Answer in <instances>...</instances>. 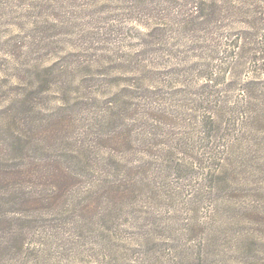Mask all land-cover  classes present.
I'll use <instances>...</instances> for the list:
<instances>
[{"label": "rangeland", "instance_id": "1", "mask_svg": "<svg viewBox=\"0 0 264 264\" xmlns=\"http://www.w3.org/2000/svg\"><path fill=\"white\" fill-rule=\"evenodd\" d=\"M145 1L0 0V159H13L21 170L29 167L36 175L37 167L28 162L37 158L40 165L47 160L53 184L41 189L49 201L32 202L37 195L31 189L44 181L41 177H26L24 172L23 182H0V264H264L263 126L245 130L249 159L244 170L237 163L235 176L241 183H234L233 190L226 182L219 184L217 176L211 179L199 159L187 157L180 147L174 157L181 158V165L167 160L168 150L157 151L163 167L152 164L147 184L123 201L106 196L107 190H94L100 176L95 170L92 183L84 173L60 176L51 162L59 155L70 162L76 134L86 131L95 139L98 128L108 123L102 119L105 113L115 112L110 127L120 128L127 108L136 109L145 101L156 110L151 120L164 125L171 121L163 110L179 115L182 108L176 105L188 96L198 98L203 81L192 75L184 79L191 51L184 53L183 36L168 40L161 34L170 33L175 23L171 14L162 13L184 11L174 0H153L148 9L155 16L144 19ZM183 1L185 8L190 6V0ZM140 6L145 7L143 14ZM151 29L155 35L146 33ZM245 66L235 87H226L232 102L248 98L240 86L243 81L264 80L263 69H254L248 61ZM153 67L156 75L149 72ZM145 88L155 93L146 94ZM31 91L42 93L32 99L36 108L30 113L26 97ZM59 98L65 101L64 110ZM52 111L59 117L69 115L70 126L55 124ZM133 114L128 111L130 118ZM169 126L175 132L186 130L180 124ZM53 127L58 135L44 140L38 131ZM26 135L30 142L23 143ZM104 139L99 138L97 148L107 156L113 147ZM40 144L46 147L36 151ZM215 160L204 165L218 162L219 170L223 159Z\"/></svg>", "mask_w": 264, "mask_h": 264}, {"label": "trees", "instance_id": "2", "mask_svg": "<svg viewBox=\"0 0 264 264\" xmlns=\"http://www.w3.org/2000/svg\"><path fill=\"white\" fill-rule=\"evenodd\" d=\"M136 1L142 2V0ZM152 1H145L147 11L145 14H143L145 7L140 6L144 19L155 16L151 14V9H148V5ZM174 1L175 4L178 2V7L184 13L181 15L178 10L168 13L164 11L162 15L171 14L172 18L175 19V23L172 24L170 33L166 30L161 31V34H164L168 40L180 39V36H183L184 40H181L180 44L184 43V53L191 51V54L187 57L188 60L184 62L191 63L190 67L183 68L184 79L186 80V75H192L193 79L198 77L203 82L198 89V98L188 96L185 97L184 103L176 105V107L182 108L181 112H176L179 115H174L173 110H171L173 111L171 116L166 110H163L162 114L167 115L165 118H169V121H171L169 123L176 126L177 124L183 125L182 127L185 126L186 130L175 132L174 127L169 126V123L162 125V122H155L156 119L151 120L156 110L145 101L135 106L138 112L134 108L132 110L127 108V111L123 113L126 114L123 116L124 125L120 128H117V124L110 127L114 121L115 112H110L107 116L105 111L102 119L108 123L106 126L98 128L95 139L90 134L88 136L86 131L76 134L73 142L74 152L69 154L70 162L66 164L64 160H60V155L56 159H51L52 164L57 165V172L60 173V176H65L67 173L71 177H78L84 173L88 176L89 182L92 180L91 182L94 183L96 176L100 173V176L96 179L99 187L94 190H107L110 194H105L106 196L111 197L112 200L123 201L130 196L131 198L135 197L137 188L147 184V171L153 168L150 167L152 164L156 162H159V165L162 164L163 161H160L157 151L161 153V151L168 150L167 160L181 165V158L174 157L175 153L177 155L178 147H180L187 157L192 158L194 156L199 159L200 167L211 173V179L217 176L216 180L219 184L226 182L227 189L233 190L234 183L237 184L236 187L241 183L235 175L238 174L236 167H239L240 164V167H243L244 170V166L249 159L246 150L248 143L245 130L250 125L252 127L255 125L264 127V80L259 82L254 79H246L241 83L243 93L250 98H247L244 103L238 102V100L234 102L229 100L226 96V87L228 89L235 87V81L239 78L242 67L246 68L245 63L247 61L248 65L252 63L254 69L261 68L264 70V41H262L264 38V0H190L191 4L187 8H185V1ZM159 13L161 15V11ZM146 33L155 35L156 32L151 29ZM259 36L260 39H258ZM256 52L260 55L255 54ZM255 60H261L262 62H256ZM255 62L259 64L255 66ZM157 71V68L153 67V71L149 72L156 75ZM157 76L160 77V73ZM175 79L178 83L181 82V80ZM220 84H223V89L218 88L217 85ZM125 87L129 88L128 85H125ZM144 90L146 94L155 93L148 88ZM128 91L130 90L126 92ZM41 93L40 91L27 93L26 100L30 109L27 108L24 116H28V109L30 113L35 111L34 107L36 108V106L32 99H36ZM125 100L123 98V101ZM57 102L60 103L59 107L63 109L62 105L65 101L59 98ZM109 105L112 106V102H109ZM125 106H127L126 103ZM237 108H241V110L236 111ZM56 111H52L50 119L56 118L57 120L53 122L55 124L57 122L62 123V128L69 127L67 119L70 123V116L62 115L59 117ZM110 111H113V109ZM128 111L129 115L134 113L133 117L128 116ZM238 113L241 115L238 116ZM195 118L198 120L194 121ZM21 123L19 122V124ZM55 129L57 128L53 127L51 130L42 129L38 132L43 135L45 140L55 133L56 136L58 135ZM232 129L234 131L229 132ZM159 136L163 139L166 136L170 144L165 139L156 141ZM100 137H105L104 142L113 147L108 149L107 156L99 154L97 147L99 146ZM30 139V135L24 136L23 143L30 142ZM204 140H207V142L201 147L200 142ZM196 144H199L200 150H196ZM44 147L46 145L40 144L35 146V149L37 151ZM115 147L120 150H115ZM91 151H93V155ZM224 153L225 156H221ZM211 158L213 160L211 165L214 161L216 162L215 159H223L219 170H217L218 162L216 166L215 164L213 166L204 165L210 163L206 160ZM36 159L33 158L28 162V165L37 167V175L29 167L26 170H21L18 165L14 164L13 159L10 161L1 158L0 182L12 183L14 182L11 181L13 178H19L23 182L24 179L21 178V175L24 172L27 174L26 177L32 178L36 175L44 181L31 189L35 190L37 196L30 201H49V195L41 189L43 187L47 189V184L53 185L51 171H49L51 165L47 160L39 165L38 160L35 161ZM224 160L226 164H223ZM187 161L189 168L195 169L192 160ZM238 162L239 164H237ZM167 167L171 166L168 165ZM94 170L98 173H94ZM243 170L241 171L243 172ZM228 179L231 180V183ZM73 186L69 189H72ZM39 193H41L40 196Z\"/></svg>", "mask_w": 264, "mask_h": 264}]
</instances>
